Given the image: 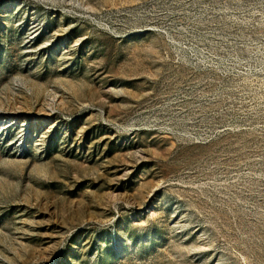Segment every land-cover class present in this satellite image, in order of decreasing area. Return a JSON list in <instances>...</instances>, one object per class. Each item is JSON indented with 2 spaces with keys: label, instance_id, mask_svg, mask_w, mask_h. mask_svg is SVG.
I'll return each instance as SVG.
<instances>
[{
  "label": "rangeland",
  "instance_id": "obj_1",
  "mask_svg": "<svg viewBox=\"0 0 264 264\" xmlns=\"http://www.w3.org/2000/svg\"><path fill=\"white\" fill-rule=\"evenodd\" d=\"M0 264H264V0H0Z\"/></svg>",
  "mask_w": 264,
  "mask_h": 264
}]
</instances>
